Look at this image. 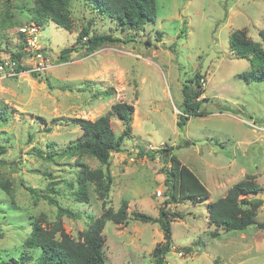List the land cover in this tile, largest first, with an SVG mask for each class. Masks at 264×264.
Returning <instances> with one entry per match:
<instances>
[{
	"label": "rangeland",
	"instance_id": "obj_1",
	"mask_svg": "<svg viewBox=\"0 0 264 264\" xmlns=\"http://www.w3.org/2000/svg\"><path fill=\"white\" fill-rule=\"evenodd\" d=\"M89 1L71 0L72 27L67 30L50 20L38 24L34 0H0V59L21 50L18 28L34 23L39 28L38 42L53 65L36 76L27 71L15 76L0 73V111L5 117L0 118V145L6 147L0 156V183L8 182L11 190L8 195L0 188V264H27L17 259L30 223L38 218L47 225L57 219V206L34 197L22 184L49 193L47 183H57L62 192L56 196L59 205L79 214L60 218L73 238L89 226L90 217L102 214L93 186L88 187L86 203L75 202L62 187L74 181L81 167L101 165L87 155L65 156L63 151L81 133L72 118L93 120L114 102L131 103L134 111L129 137L122 150L109 158L113 180L106 207L113 211L124 199L128 215L135 210L158 215L166 190L162 168L168 165L154 152L161 148L170 147L195 174L194 165L210 176L217 174L215 167L241 161L240 154L245 161L263 166L264 141L249 149L246 141L257 137L247 121H264V80L248 82L240 77L252 67L249 60L232 54L228 38L231 32L245 29L264 51L258 33L264 27V0H155L154 21L140 29L120 28L91 9ZM87 22L92 31L120 41L85 53L75 39ZM211 44L216 56L202 80L207 99L200 104L208 114L190 117L180 130L176 120L183 81L200 69ZM69 47L68 59L60 60V51ZM105 90L111 94L104 95ZM110 124L116 135L123 129L113 115ZM246 168L247 172L255 169ZM257 176L256 182L264 187V174ZM204 182L208 201L166 206L181 217L170 221L172 246L164 264H264V232L254 225L244 230L218 229V236L210 235L214 226L208 224L206 204L221 197L224 186L235 181L222 187L213 178ZM257 195L264 200V191ZM262 206L257 222L264 221ZM101 234L105 264H153L152 249L162 241L157 223L138 220L125 225L107 220Z\"/></svg>",
	"mask_w": 264,
	"mask_h": 264
},
{
	"label": "trees",
	"instance_id": "obj_2",
	"mask_svg": "<svg viewBox=\"0 0 264 264\" xmlns=\"http://www.w3.org/2000/svg\"><path fill=\"white\" fill-rule=\"evenodd\" d=\"M70 2L71 0H34L36 22L39 24L50 20L56 25L70 30L72 27ZM89 3L91 9L98 12L102 17L113 20L120 28L140 29L146 23L153 22L155 17V0H90ZM258 33L264 39V27ZM118 41L120 39L111 34L92 31L89 22L79 30L75 39L79 48L87 54ZM228 44L234 56L250 61L252 69L243 72L240 77L248 82L264 80V51L257 42L247 36L246 30L231 32ZM23 46L21 50L11 53V56L20 57ZM71 50V47L63 48L60 51L59 59L66 61L68 59L67 54ZM24 70L25 67L20 66L16 72ZM32 74L38 75L33 72ZM205 75H200L199 69L193 77L183 81L181 111L176 120V126L180 130L184 129L190 117L208 114L200 105L203 100L207 99L201 97L204 92L202 80H205ZM103 94L108 96L111 92L105 90ZM133 111L131 103L117 101L110 105L108 112L93 120L76 117L71 119L80 128L81 133L76 141L68 144L64 149L65 156L87 155L97 160L101 166L95 169H89L86 166L81 167L75 173L74 181L67 182L62 187H66L68 197L75 202L86 203L88 201V187L93 186L102 202V214L98 217H90L89 226L80 231L77 238H73L63 229L60 218L62 216L76 218L79 217V214L68 207L59 205L56 196L61 195L62 192L55 187L57 183L49 182L46 185L49 193H52V197L48 195L49 193H43L36 188L22 184L34 197H41L48 204L56 205L57 219L47 225H42L38 218L30 223V231L22 242L18 261L23 260L27 264H105L104 241L101 234L105 221L111 220L115 224L125 225L128 220H138L157 223L162 230V241L155 244L152 255L153 264H164L165 254L172 246L170 221L172 218L181 217L179 213L170 211L166 206L188 200L200 203L208 198V190L187 166L181 164L170 151V147L161 148L154 152H159L168 165L162 168L165 175L166 190L163 204L158 207V215L151 216L136 210L131 211L128 215L126 211L127 202L124 199L120 201V206L116 211L106 207V199L113 180L109 170V158L112 152L122 150L121 146L124 140L129 137L132 130ZM112 115L120 120L123 126L122 131L117 135L110 124V116ZM0 118L1 121L5 119L1 111ZM5 152L6 147L0 145V156ZM0 188L8 195L10 194L8 182L0 183ZM262 191L264 188L256 182L255 177L246 175L243 180L233 184L223 197L207 202L208 224L214 226L210 235L212 237L218 236V229L223 231L243 230L249 225H255L257 229L264 231V221H256L257 212L260 206L264 204V200L255 197V195ZM33 251L37 253L34 254ZM12 262H16V260L12 259Z\"/></svg>",
	"mask_w": 264,
	"mask_h": 264
},
{
	"label": "built area",
	"instance_id": "obj_3",
	"mask_svg": "<svg viewBox=\"0 0 264 264\" xmlns=\"http://www.w3.org/2000/svg\"><path fill=\"white\" fill-rule=\"evenodd\" d=\"M38 26L34 23L23 25L18 28V32L22 35L24 46L20 57H12L11 55L0 59V73L4 75L15 76L21 72H16L18 67H25L24 71L30 73L41 74L52 68L48 53L38 42ZM247 125L258 135V132L264 133V122L254 119L248 120ZM263 136V135H259ZM264 137V136H263ZM160 195V192H158ZM181 256V252L178 253Z\"/></svg>",
	"mask_w": 264,
	"mask_h": 264
},
{
	"label": "crops",
	"instance_id": "obj_4",
	"mask_svg": "<svg viewBox=\"0 0 264 264\" xmlns=\"http://www.w3.org/2000/svg\"><path fill=\"white\" fill-rule=\"evenodd\" d=\"M207 74V71H206ZM204 94L201 95V97H203ZM260 122H264V121H260ZM257 141H264V137L263 136H259L257 135L256 139L253 141H246V144L248 145V149L252 148V146L257 142ZM247 151V149L244 150V153ZM241 157V161H237L234 160L233 162H229L228 165H224V166H217L215 167V170H218V173L214 175L210 173H205L200 169L199 165H194L195 169L197 170V173L195 174L193 170H191V168H189L197 177L198 179L204 184L206 180H208L209 178H213L214 181H216V186L217 187H222L223 185H225V183H232V181H235L234 183L230 184L229 186H224L225 188V192L224 194L221 196L223 197L226 193L227 190L236 182V179H238V177H242L244 178L246 175H253L255 177V180L258 181V174L259 173H263L264 174V161H263V166L260 167L259 165H254L252 161L247 160L245 161L242 157L243 155L240 154ZM264 160V159H263ZM182 164V163H181ZM248 165V167L252 168L254 167L255 169L250 170L249 172H247V168L246 166ZM186 166V165H185ZM201 175V177L199 176ZM165 177V176H164ZM164 181V180H163ZM229 181V182H227ZM261 185V184H260ZM205 186V184H204ZM262 186V185H261ZM206 187V186H205ZM263 187V186H262ZM264 188V187H263ZM208 190V189H207ZM261 194V193H259ZM209 197V195H208ZM255 197H259V195H255ZM261 199H263L262 197H259ZM208 201V198L206 199ZM263 206H260V208ZM259 208V210H260ZM208 220V218H207ZM255 226V225H254ZM244 230V229H243ZM264 232V231H263Z\"/></svg>",
	"mask_w": 264,
	"mask_h": 264
},
{
	"label": "water",
	"instance_id": "obj_5",
	"mask_svg": "<svg viewBox=\"0 0 264 264\" xmlns=\"http://www.w3.org/2000/svg\"><path fill=\"white\" fill-rule=\"evenodd\" d=\"M215 56H216V53L214 52L213 45L211 44L209 53L205 55V57L203 58L201 62L200 75L204 76L206 74V71L208 70L210 63Z\"/></svg>",
	"mask_w": 264,
	"mask_h": 264
}]
</instances>
